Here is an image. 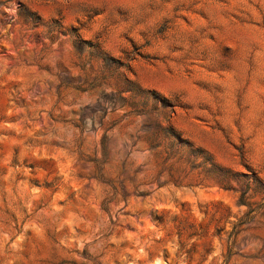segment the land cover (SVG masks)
I'll use <instances>...</instances> for the list:
<instances>
[{"label": "rangeland", "instance_id": "obj_1", "mask_svg": "<svg viewBox=\"0 0 264 264\" xmlns=\"http://www.w3.org/2000/svg\"><path fill=\"white\" fill-rule=\"evenodd\" d=\"M0 264H264V0H0Z\"/></svg>", "mask_w": 264, "mask_h": 264}]
</instances>
